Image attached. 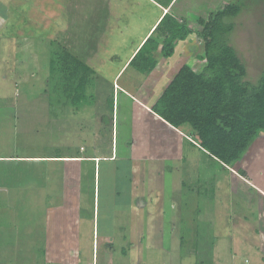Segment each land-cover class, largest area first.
<instances>
[{
  "label": "rangeland",
  "instance_id": "1",
  "mask_svg": "<svg viewBox=\"0 0 264 264\" xmlns=\"http://www.w3.org/2000/svg\"><path fill=\"white\" fill-rule=\"evenodd\" d=\"M233 1L172 0L164 9L178 19L186 18L190 28L200 31L198 18L205 19L209 12ZM240 1L244 5L240 13L227 20L233 23L229 43L245 65V79L254 83L264 66V0ZM158 16V9L149 0H0V154L70 156L64 160L76 154L93 155L97 150L106 154L110 150L113 105L112 116L117 118L111 125L116 149L124 147L129 165L139 166V178L151 188V198L141 216L138 207L142 203L122 213L119 206L126 203L125 199L115 198L111 201L121 216L116 212L109 215L111 198L103 197L100 186L95 223L99 238L103 232L114 238L117 233L125 236L123 242L111 243L116 251L110 255V264H264V132L229 167L231 170L224 172L201 151L180 144V138L156 116L151 119L143 115L140 106L152 104L183 64L194 71L202 69L203 61L198 58L203 55L201 38L192 33L178 41L174 54L159 57L149 74L138 73L127 67L128 63L121 67ZM61 47L75 53L94 71L85 100L76 108L68 102L63 107L62 98L56 97L57 101L50 97V54ZM125 90L134 98H128ZM11 163L19 171H13L9 161H0V264H71L64 258L73 250V239L55 227L53 219L55 212L61 221L69 214L77 215L80 198L67 193V208L62 198L63 203L55 205L45 200L48 190L43 189V173L53 169L55 161ZM151 167L155 174L149 173ZM101 168L110 171V163L101 162ZM197 174L200 185L212 191L190 198L199 207L195 213L187 199L170 196V189L175 194L179 184L181 193L182 182H186L189 186L184 184L183 189L195 195L192 188ZM105 175L102 181L108 183L110 173ZM171 198L178 202L174 209ZM80 211L90 214L89 210ZM180 211L201 219L195 223L206 230L202 241L192 234L182 237L185 233L180 232V226L173 237H167ZM161 213L167 215L160 222ZM78 219L72 224L80 241L74 257L79 264H98L96 257L91 260V221L78 224ZM144 232L146 237L139 238L138 244L137 238ZM133 244L135 250L130 249Z\"/></svg>",
  "mask_w": 264,
  "mask_h": 264
},
{
  "label": "trees",
  "instance_id": "2",
  "mask_svg": "<svg viewBox=\"0 0 264 264\" xmlns=\"http://www.w3.org/2000/svg\"><path fill=\"white\" fill-rule=\"evenodd\" d=\"M153 1L155 3L152 5L158 9L159 16L145 32L146 36L144 34L139 40V46L133 49L127 67H133L140 74H149L156 67L159 57L168 58L174 54L178 41L192 33L201 38L203 55L198 58L203 61L202 69L194 71L189 64H183L151 105V111L158 116V120L163 121L160 123L164 127L168 125L180 138V144L187 143L196 148L224 172H228L231 169L229 167L242 158L255 138L264 132V66L258 79L250 83L245 79L244 63L229 43L233 23L227 20L238 15L244 5L236 0L209 12L207 18L197 19L201 29L194 31L188 26L186 18L178 19L168 10L163 13L157 7H167L172 0ZM49 61L48 86L52 85L49 91L51 100L60 97L63 99V107L68 102L76 108L77 103L85 100V89L93 69L64 47L52 49ZM175 129L183 132V135L179 136ZM54 161L57 166L61 165L60 168L74 164L72 160ZM240 174L243 176L244 172L240 171ZM201 182L199 176L195 178L192 194L196 196L183 189L184 184L189 186L186 182H182L181 186L182 199H187L188 205L194 206L195 213L199 207L190 198L195 199L204 196L206 191H212L200 185ZM188 205L185 203V207ZM178 219L180 232L185 233L182 237L192 234L197 240H203L206 230L199 227L197 221H193L194 217H187L184 211H180ZM192 228L193 231H190Z\"/></svg>",
  "mask_w": 264,
  "mask_h": 264
},
{
  "label": "crops",
  "instance_id": "3",
  "mask_svg": "<svg viewBox=\"0 0 264 264\" xmlns=\"http://www.w3.org/2000/svg\"><path fill=\"white\" fill-rule=\"evenodd\" d=\"M150 2L155 3L153 0H150ZM157 6H159V9L161 8V11L163 13L166 11L162 6H160V5H157ZM145 36H146V34H145ZM138 46H139V43H137V45L134 49H136ZM131 54H132V52H131ZM131 54L127 57L125 62H123L122 66H121L122 68L125 66L126 63H128V60H129V57L131 56ZM118 73H120V70L117 72L116 76L118 75ZM115 77H114V79H115ZM125 94L129 95L128 98H134V96L130 95L128 91H126ZM155 100H156V98H155ZM154 101L153 102L151 101L152 104L154 103ZM152 104L150 103L149 105L144 104V106L143 105H140V106H142L141 108L143 111V115H145V116L150 115V116H152L151 119H154V117L156 115L151 111V105ZM140 106H138V107L140 108ZM112 109H113V105H112ZM112 109H111V117H110V150L107 153L105 152L106 154H103V152H101L102 150H97V149H96L97 153L93 154V155L89 154L88 156H79L78 154H76V156H78V157H71L72 158L71 160L74 161V164H72L70 167H66L64 165L63 168H60L59 166H61V165L57 166L55 164L53 169L46 170L47 172L43 173V175H44L43 179L45 182L42 184H43V189L45 191L48 190V192L45 193L46 194L45 200H48L49 205H55L59 202H61V203L64 202V206H65V208H67V206H68L67 203H69L67 200L68 194H71V195L76 194L75 198H80L79 204L81 206H79L77 209V211H78L77 215L69 214L68 216H65L64 218H62L63 220L61 221L60 217H59V219L56 218V212H55L54 219H53V222L55 223L54 226L57 227L58 229H61L63 232L69 233L68 236H70V238L73 239V243H72L73 244L72 245L73 250H71L70 253H68V254H70V256L64 258L68 262L71 261V264H79L78 259H77V257H74V254H76V252H77V249H78L77 245L79 246L80 241L78 242L77 234L75 233V231H73V227H72V224L76 222L75 219L76 218L78 219V216L80 219V220L78 219L79 221H77L78 224H79V222H81L82 220H85V219H88L91 221V225H92V229H91V236H92L91 260L93 259V257H96V259L98 260V264H110V255L114 254L116 251L114 249L115 246H113L111 243L114 244V242H116V241H122L123 242L125 239L124 234L122 236H120L117 233V236L114 238V236L110 235V233L105 234L104 232L103 233L101 232L102 235L99 238L98 229H95V223L97 224L96 217L98 216V210H99L98 200L101 196L100 195V186H102L103 197L111 198L110 199V206H112V209L110 211V207L108 208L109 215H110V213L113 214L114 212H116L120 215V213L118 211V207H116V205H114L112 203V201L115 202L114 201L115 198L123 196V198L125 199V202H126L125 204H122V206L119 204L120 205L119 210L121 209L122 213H124L125 209L133 208V207H135V205L137 203H140V204L142 203V205L138 207V208H141V211L139 209V211H140L139 215L140 216L143 214L142 211L147 206L148 200L151 198L150 197V193H151L150 189L151 188L148 187L149 185L146 184L141 178H139V175H138V167L139 166L133 165V167H132L131 166L132 163L129 165V162H128L129 159L127 160L128 155L123 150L124 147L122 148V150H119V151H118V149H116V139L117 138L114 135V128L111 125V123H112L113 119L116 121L117 117H115L116 114H114V116H112ZM115 112H116V110H115ZM156 118L159 119L158 116H156ZM175 130L177 131V129H175ZM177 132H179V134H180L179 136L183 135V132H181L180 130H178ZM126 145H127V147H130V146H128V144H126ZM121 151H123V152H121ZM130 153H133L132 149H131ZM130 155L133 157H139L140 156V155L137 156L138 154H136V155L130 154ZM56 156H62V155H27V154L2 155V154H0V161H9L10 162V164H9L10 168H12L13 171H16V170L19 171L18 166L13 165L11 163V161L13 163L19 162L21 160H31V161L32 160H41V161H46V162H49V160H51V161H54V160L66 161V160H64L66 156H62V157H56ZM67 158H70V157H67ZM101 162H109L110 163V171L103 170L101 168ZM126 166H127V168H126ZM152 168L153 167H151V169L149 168V173L155 174L156 172ZM145 170H146V168H145ZM108 173H110V181L107 183L105 179H104L105 181H102V180H103V178L106 177L105 174H108ZM147 173H148V171H147ZM163 173H165V171ZM166 173H169V172L166 171ZM29 176L34 177L32 175H29ZM39 180H41V179H39ZM120 183H121V186H118V184H120ZM176 185L178 186V188H177L175 194L173 192L175 190L170 189V196H175L176 197L175 199L178 200V198L180 197L182 192L181 193L179 192L180 191V188H179L180 185L179 184H176ZM14 188H16V187H14ZM26 188L28 191L31 192V194H33L32 190H29L30 187H26ZM254 188L257 191H259V189L256 186H254ZM60 198L63 199V202L60 200ZM169 203L172 204V207L174 209V207L176 206V203H178V202L173 201L171 198ZM42 204L45 205L46 203L45 204L42 203ZM80 210H84V211L89 210L90 214L86 215L85 212L83 213ZM145 210L146 209H144V211ZM60 211L63 212V208H61ZM258 212H259V210H258ZM60 214L63 215V213H60ZM149 214L150 213H147V215L145 214V216H148ZM161 214H162V217L160 218V222L162 221L164 216L167 215V214H163V213H161ZM74 216H75V218H74ZM117 217H119V216H117ZM178 220L179 219L177 216L176 224L171 225V231L169 232V234H167V237L170 238V237H173V235H175V231H176V229H178V226H177ZM197 220H201V219H196V218L193 219L194 222ZM114 222H115V220L112 219L111 228H114ZM122 232H124V231H122ZM112 234L114 235L113 232H112ZM120 234H122V233H120ZM130 236H134V235L130 234ZM107 237H109V239L104 240V239H107ZM143 237H146L145 232L141 237L138 236V238H137L138 244H140V242H141V240H139V238H143ZM212 237H214V235ZM113 238L115 240H113V242H111V239H113ZM98 239L100 240V245H98ZM119 239H121V240H119ZM102 242H103V244H102ZM159 242H161V241H159ZM167 245L168 246L171 245L170 242H168ZM131 247H133L132 249H134V250L136 249V245H134V244L130 246V249H131ZM121 248H122L121 251L123 253H125L126 250L123 249V247H121ZM67 249L68 248H66V250ZM72 253H73V256L71 255ZM99 254L102 255V257L101 256L99 257ZM158 254H161V253H156L155 255H158ZM69 257H70V259H68ZM100 258H102V260Z\"/></svg>",
  "mask_w": 264,
  "mask_h": 264
},
{
  "label": "built area",
  "instance_id": "4",
  "mask_svg": "<svg viewBox=\"0 0 264 264\" xmlns=\"http://www.w3.org/2000/svg\"><path fill=\"white\" fill-rule=\"evenodd\" d=\"M94 264V263H93Z\"/></svg>",
  "mask_w": 264,
  "mask_h": 264
}]
</instances>
